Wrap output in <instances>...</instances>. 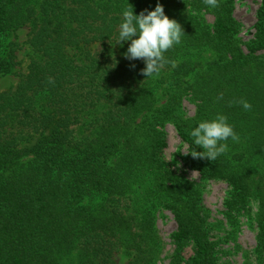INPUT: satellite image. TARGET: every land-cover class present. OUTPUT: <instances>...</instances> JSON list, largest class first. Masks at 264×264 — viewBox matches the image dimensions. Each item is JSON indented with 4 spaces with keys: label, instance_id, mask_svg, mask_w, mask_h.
Segmentation results:
<instances>
[{
    "label": "trees",
    "instance_id": "1",
    "mask_svg": "<svg viewBox=\"0 0 264 264\" xmlns=\"http://www.w3.org/2000/svg\"><path fill=\"white\" fill-rule=\"evenodd\" d=\"M236 1L0 0V79L17 77L0 87V264H163L164 212L176 226L167 264H219L207 182L227 187L225 240L247 221L256 234L244 264H264V0L248 40ZM157 3L184 36L165 53L175 66L147 79L143 61L119 56L115 42L125 8ZM217 114L239 140L215 161L186 154L202 151L191 129ZM167 125L186 147L173 162Z\"/></svg>",
    "mask_w": 264,
    "mask_h": 264
},
{
    "label": "clouds",
    "instance_id": "2",
    "mask_svg": "<svg viewBox=\"0 0 264 264\" xmlns=\"http://www.w3.org/2000/svg\"><path fill=\"white\" fill-rule=\"evenodd\" d=\"M204 2L211 8L218 6V0H204ZM121 16L115 43L123 46L125 42H130L123 53L124 58L129 61L142 60L145 66L141 69V74L147 79L158 76L165 65L172 64L165 58V53L181 43L184 36L181 25L165 15L163 5L160 3H157L153 10L145 9L139 14H134L131 6L125 8ZM49 82L52 83L51 79ZM239 103L245 111L252 108L246 100H241ZM190 136L194 145L202 151L194 149L186 154L190 153L194 158H206L208 161H215L228 151L229 139L233 142L239 140L234 126L223 114L199 122L191 129Z\"/></svg>",
    "mask_w": 264,
    "mask_h": 264
},
{
    "label": "rangeland",
    "instance_id": "3",
    "mask_svg": "<svg viewBox=\"0 0 264 264\" xmlns=\"http://www.w3.org/2000/svg\"><path fill=\"white\" fill-rule=\"evenodd\" d=\"M260 0H237L235 3L233 17L242 25L240 37L243 40H248L253 34V25L255 23V14L259 7ZM209 22H212L211 17H207ZM19 40L25 41L27 35V29H22L18 32ZM128 46H117L118 55L123 57V53L127 50ZM19 59L23 60L21 64V70L25 71L28 64L27 50H22L18 53ZM16 68L15 70H17ZM17 82V77L12 75H6L0 79L1 89H9L14 87ZM186 113L191 116L194 111V107L188 102H184ZM167 132L168 147L165 151V157L168 162H173V159H178L176 154H184L186 147L183 146L178 139L172 126L167 125L165 128ZM175 169L178 173H182L188 180L200 184L201 179L197 173L190 172L188 170H182L181 164H175ZM203 190V205L208 211V222L215 225L213 228L214 241L222 239L218 244V253L220 254L219 264H244L246 253L250 252L255 247V229L251 227L247 221H241L235 234H232L228 241L225 240L227 234L231 232L226 228L225 221L223 219L222 203L227 193V187L223 183L207 182L204 183ZM254 210V209H253ZM175 223L170 213H160L156 228L159 232L162 241L164 242V253L161 256V263L167 264V256L170 254L172 247L169 239V235L175 230ZM191 255L190 249H186L185 256ZM117 261L119 264H128V261L123 256H118Z\"/></svg>",
    "mask_w": 264,
    "mask_h": 264
}]
</instances>
